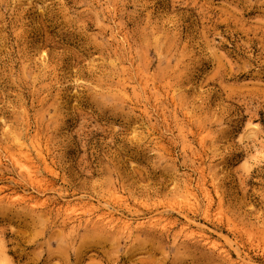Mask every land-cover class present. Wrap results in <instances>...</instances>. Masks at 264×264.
I'll return each mask as SVG.
<instances>
[{
    "label": "rangeland",
    "instance_id": "374dc122",
    "mask_svg": "<svg viewBox=\"0 0 264 264\" xmlns=\"http://www.w3.org/2000/svg\"><path fill=\"white\" fill-rule=\"evenodd\" d=\"M0 264H264V0H0Z\"/></svg>",
    "mask_w": 264,
    "mask_h": 264
},
{
    "label": "bare ground",
    "instance_id": "6f19581e",
    "mask_svg": "<svg viewBox=\"0 0 264 264\" xmlns=\"http://www.w3.org/2000/svg\"><path fill=\"white\" fill-rule=\"evenodd\" d=\"M21 154H22V153H21ZM21 154H20V155H21ZM21 156H22V155H21ZM16 157H17V156H16ZM16 157H15V158H16ZM18 157H20V156L18 155ZM18 157H17V158H18ZM15 158H14V160H15ZM18 160H19V159H18ZM18 160H17V162H18ZM20 160H21V159H20ZM22 160H23V159H22ZM21 163H23V165H24V162H21ZM21 163H20V164H21ZM25 163H26V162H25ZM26 164H27V163H26ZM21 165H22V164H21ZM18 167H19V166H18ZM18 167H17V168H18ZM24 167H25V168H23V167L21 166V167H20L21 170H22V169H25V173L27 174V176H28L29 178H31V175H32V174H31V171H29V170L26 169V168H28L26 165H24Z\"/></svg>",
    "mask_w": 264,
    "mask_h": 264
}]
</instances>
